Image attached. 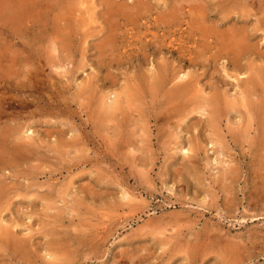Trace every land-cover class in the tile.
Segmentation results:
<instances>
[{
	"label": "rangeland",
	"instance_id": "obj_1",
	"mask_svg": "<svg viewBox=\"0 0 264 264\" xmlns=\"http://www.w3.org/2000/svg\"><path fill=\"white\" fill-rule=\"evenodd\" d=\"M2 2L0 264H264V123L193 40L230 11L264 53V0Z\"/></svg>",
	"mask_w": 264,
	"mask_h": 264
},
{
	"label": "bare ground",
	"instance_id": "obj_2",
	"mask_svg": "<svg viewBox=\"0 0 264 264\" xmlns=\"http://www.w3.org/2000/svg\"><path fill=\"white\" fill-rule=\"evenodd\" d=\"M24 1L27 2V4H28V2H30L32 0H24ZM53 1L55 2L54 3L55 6L57 3L58 7L64 11V7H65L64 5L67 4L69 0H53ZM5 2H2L4 8L2 7V10L0 12L1 17H5L7 15L5 12V9L8 7H9L11 12H13V13L15 12L14 15L12 14L13 17L19 15L20 12L24 13V12H22V9H20V7L17 8V10L13 11V9H14L13 5L9 6V4L5 3ZM58 12H60V11L58 10ZM229 12H226V14H224L223 16H220V18L216 22L217 26L213 30L211 28L209 29V28H206V27L201 26V25L199 26V25H197V22H194L193 25H197V26L193 27V29H194L193 35H195L197 38H194L193 40H194L195 44H199V46L197 45L199 50H197L198 52H195L194 54L197 55L200 53V56L199 55L197 56L199 59V57H201V54L208 53V54H210V56H208V57H205V55L202 56L203 58L204 57L206 58L207 62L212 58L223 59L224 63L226 64L225 66L231 67L234 71L238 70V73H239V70L244 71V72H242L241 80H236V82H237V85L239 87H241L240 88L241 90L239 93L240 97H241V99H240L241 102H243L244 100L246 101V98H248V97L250 98V100L248 101L249 108H250L248 113L251 112V115H250V117L248 116V126L244 127V129L242 130V134H240V137L241 136L244 137V140L246 141L247 139H245V138L246 137L248 138V136H250L249 135L250 131H251V133L253 132V134H254L253 137H251L252 139L257 138V136H259V135L261 136V134H262V132L260 130V126L262 128V124L264 123V68L262 66H260V67L256 66L253 62H248L247 64H245L246 67H244L242 65L243 64L242 59H244V57L246 55H247L246 58H248V56H252V55H255L258 58H264V53H260L256 49V45L252 44V42H251V39L254 38L256 33L255 34L249 33L247 28L244 26H242V27L239 26V28L235 27L236 23H233V22L230 23L231 18L227 17V14ZM58 15H59V20L64 21L66 14L61 13ZM207 17H208V15L206 13L203 18H207ZM203 18H200V20L202 21ZM262 19L264 22V16ZM228 23H230V25L228 27H226L224 30L218 29V27H223L224 25H226ZM263 31H264V24H263ZM67 34L68 33L57 32L56 35H58L59 36L58 38H60L59 42H63V41L66 42L67 37L69 36ZM202 57H201V60H203ZM195 60H197L196 57H195ZM192 63L194 64L195 62H192ZM200 64L202 66L204 63H200ZM159 74H161V75L164 74L167 77L166 72H164L163 68L161 69V67L159 70ZM184 77L181 76L180 79L182 80V78H184ZM233 79H235V78H233ZM164 80H165V78H164ZM169 80L172 81V78ZM238 86H236V87H238ZM194 87H195V83L192 84L191 81H188V82L186 81L183 84L177 85L176 89L172 90V91L174 94H177L180 97V96H183L186 93L188 94L189 92L194 90L193 89ZM251 97H254L255 99L253 100V99H251ZM211 100H212L211 106L213 107V109L210 111L211 118L210 117L209 118L212 119V121H215L216 117H218L223 112L222 110L225 107L220 106L222 104H218V102L222 99H216V100L211 99ZM224 103H226V108L232 107L231 105L233 104L231 101H227V100H225ZM220 111H222V112H220ZM254 114H255V120L253 118ZM245 118H247V117H245ZM231 138L236 140L235 138H233V136ZM237 141H239V139ZM240 141H242V138H240ZM253 143H255V142H253ZM0 197L2 198V196H0ZM11 244L16 249H18V251L20 250V245L18 243H11Z\"/></svg>",
	"mask_w": 264,
	"mask_h": 264
}]
</instances>
